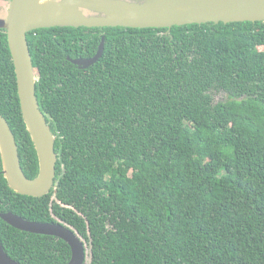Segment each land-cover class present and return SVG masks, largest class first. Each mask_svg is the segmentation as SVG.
<instances>
[{"label": "trees", "instance_id": "16d2710c", "mask_svg": "<svg viewBox=\"0 0 264 264\" xmlns=\"http://www.w3.org/2000/svg\"><path fill=\"white\" fill-rule=\"evenodd\" d=\"M167 30L28 32L36 95L56 135V189L40 197L14 191L0 156V211L61 219L85 240L88 264H264V21ZM102 31L95 64L67 59L93 55ZM0 112L34 178L39 161L5 29ZM0 237L25 264L71 257L63 239L1 217Z\"/></svg>", "mask_w": 264, "mask_h": 264}, {"label": "water", "instance_id": "95a60500", "mask_svg": "<svg viewBox=\"0 0 264 264\" xmlns=\"http://www.w3.org/2000/svg\"><path fill=\"white\" fill-rule=\"evenodd\" d=\"M83 9L91 14L84 13ZM242 21H264V0H12L7 19H0V28L7 33L21 111L37 151L39 171L34 178L25 174L15 135L0 112V156L8 185L20 194L35 197L56 189V135L36 95L37 74L28 32L54 26H120L168 28L166 32L169 33L174 25ZM104 49L105 37L93 56L70 60L80 68H88L102 57ZM0 217L20 230L53 235L66 241L71 248V257L66 264H88L91 251L85 240L61 219L36 221L13 211H0ZM0 264H25L6 252L1 237Z\"/></svg>", "mask_w": 264, "mask_h": 264}, {"label": "flooded vegetation", "instance_id": "af4514ba", "mask_svg": "<svg viewBox=\"0 0 264 264\" xmlns=\"http://www.w3.org/2000/svg\"><path fill=\"white\" fill-rule=\"evenodd\" d=\"M11 1H12V0H0V19H7V17H8V12H9V6H10V4H11ZM83 12L86 13V14H91L90 11L85 10V9H83ZM93 14H94V13H93ZM0 29H4V28H0ZM99 34H100V41H99V43H98L97 49H98V47H99V44H100L102 38L105 37V39H106L105 31H102V32H100ZM97 49H96V51H97ZM95 53H96V52H95ZM95 53H94V54H95ZM94 54H93V55H94ZM93 55H91V56H93ZM91 56H88V57H91ZM80 57H83V56H80ZM86 57H87V56H86ZM70 58H71V57H69V56L67 57L68 60H70ZM77 58H79V57H77ZM70 61H71V60H70Z\"/></svg>", "mask_w": 264, "mask_h": 264}, {"label": "rangeland", "instance_id": "374dc122", "mask_svg": "<svg viewBox=\"0 0 264 264\" xmlns=\"http://www.w3.org/2000/svg\"><path fill=\"white\" fill-rule=\"evenodd\" d=\"M91 13V12H90ZM226 97V94L221 92V93H218L216 95V99H222V98H225ZM88 259L90 260V256L88 257Z\"/></svg>", "mask_w": 264, "mask_h": 264}]
</instances>
